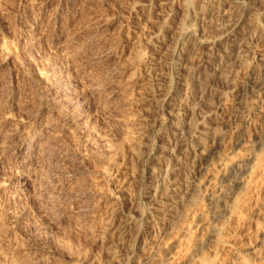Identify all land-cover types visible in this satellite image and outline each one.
Returning a JSON list of instances; mask_svg holds the SVG:
<instances>
[{
    "label": "rangeland",
    "instance_id": "rangeland-1",
    "mask_svg": "<svg viewBox=\"0 0 264 264\" xmlns=\"http://www.w3.org/2000/svg\"><path fill=\"white\" fill-rule=\"evenodd\" d=\"M0 264H264V0H0Z\"/></svg>",
    "mask_w": 264,
    "mask_h": 264
},
{
    "label": "bare ground",
    "instance_id": "bare-ground-1",
    "mask_svg": "<svg viewBox=\"0 0 264 264\" xmlns=\"http://www.w3.org/2000/svg\"><path fill=\"white\" fill-rule=\"evenodd\" d=\"M191 61H192V59H191ZM196 61L197 60L194 57L192 63H195ZM224 61L225 60L222 57H220V59L218 61V65L221 62H224ZM215 65H216V63H215ZM62 66H63L62 62L58 61L57 67H55V68L50 70V72H49L50 76L51 77H55L56 76L55 73L57 71V68L59 69V67H62ZM216 67H217V65H216ZM213 73L214 72H212L211 74H213ZM215 73H216V71H215ZM208 75L209 74L207 73V76ZM69 85L73 86V87L77 86V84L74 83L73 79L69 82ZM212 91H214V90L211 87H209L208 89H206V88L204 89V87H203V89L200 91L197 99H201L202 97H204L206 95V93H211ZM91 93L92 92H87L83 88L76 92L75 99L78 102L79 108L88 109L89 105L91 104V98H92L91 97L92 96ZM181 98H182V100H184V97H181ZM185 98H187V97H185ZM195 98L196 97H193V100ZM190 99L191 100L185 99L182 103H180L182 105V107H183L182 108L183 111H186L187 107H189V104L192 101V97H190ZM190 105L193 108H195L198 105V102H193V104H190ZM180 108H181V106H180ZM179 111H181V110H179ZM181 116H182V114L179 112L177 114V122H176L177 124H179V123L181 124V122L183 121V117H181ZM210 127H211V123L209 122V120H207L205 118L202 121V124H201L202 130L206 131ZM196 138L198 140H201L202 136L200 135V136H198ZM179 162L180 161H178V162L173 164L169 159H167L166 161H164L162 166L159 165V167L156 168L157 170H155V172L151 176V179H152V182H153L152 183L153 184V189H152L151 197L154 198V199H158V198H164L165 199V201L163 202L162 206L159 207L160 210H162V211L168 209L170 204L172 206V204L177 202L179 200V198L182 196L181 193H182L183 187L185 185L184 183H186V178L180 176V171L181 170H185L186 167H190L192 164H191V162L187 163L186 160L183 161V162H180V163ZM171 175H172V179L170 180ZM167 181H169L170 184H168ZM167 200H169V201H167ZM165 204L167 205L166 207H165ZM123 227H124L123 225H120L119 229L121 230Z\"/></svg>",
    "mask_w": 264,
    "mask_h": 264
}]
</instances>
